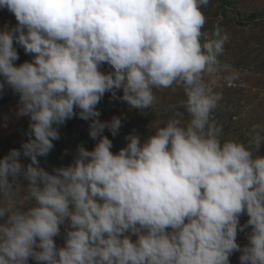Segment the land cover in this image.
<instances>
[{"label":"clouds","instance_id":"9594fccd","mask_svg":"<svg viewBox=\"0 0 264 264\" xmlns=\"http://www.w3.org/2000/svg\"><path fill=\"white\" fill-rule=\"evenodd\" d=\"M208 4L0 0L17 21L0 29V92L18 94L16 115L29 119L27 140L0 158V264H230L235 252L264 264V130L223 139L212 118L227 36L202 31ZM17 45L30 60L15 63ZM174 87L188 119L132 131L113 152L104 130L115 136L122 120L99 119L105 93L145 114L154 90ZM77 116L93 148L45 169L38 158Z\"/></svg>","mask_w":264,"mask_h":264},{"label":"rangeland","instance_id":"374dc122","mask_svg":"<svg viewBox=\"0 0 264 264\" xmlns=\"http://www.w3.org/2000/svg\"><path fill=\"white\" fill-rule=\"evenodd\" d=\"M201 11L206 17L202 31L211 36L219 30L221 35L227 36L223 54L218 58L221 70L216 74L213 86L221 100L212 118L222 127L223 139L247 143L253 125L258 124L264 130V0H209ZM16 23L10 11L0 8V29L6 25L13 27ZM16 47L19 53L16 64L31 59L23 48ZM102 70H109L108 66H103ZM154 91L156 101L145 114L129 109L125 102L105 93L97 105L101 113L99 119L110 120L113 116H120L122 120V126L115 136L104 130V135L112 140L113 152L126 145L125 137L132 131L144 138L170 118L188 119L180 106V101L184 99L182 89L174 87ZM121 94L118 92L117 95ZM18 100V94L7 86L0 92V158L12 148H20L28 138L29 119L16 115ZM58 131L60 136L54 141V148L47 156L38 158L40 165L47 170L69 164L78 145L83 144L91 150L96 142L89 136V121L78 116L69 119ZM261 134L264 135V131ZM259 154L264 155V143L260 146ZM21 161L29 162L23 156ZM246 220L247 216L242 215L240 223L244 224ZM55 239L58 245L63 244V228L61 235ZM237 241L241 246L247 243L245 232H238ZM239 255V252L233 253L230 264H239ZM29 264L35 262L30 260Z\"/></svg>","mask_w":264,"mask_h":264},{"label":"trees","instance_id":"16d2710c","mask_svg":"<svg viewBox=\"0 0 264 264\" xmlns=\"http://www.w3.org/2000/svg\"><path fill=\"white\" fill-rule=\"evenodd\" d=\"M109 99H111V97Z\"/></svg>","mask_w":264,"mask_h":264}]
</instances>
